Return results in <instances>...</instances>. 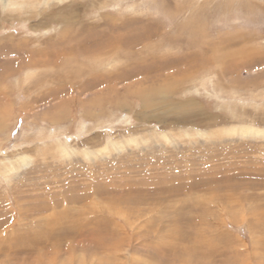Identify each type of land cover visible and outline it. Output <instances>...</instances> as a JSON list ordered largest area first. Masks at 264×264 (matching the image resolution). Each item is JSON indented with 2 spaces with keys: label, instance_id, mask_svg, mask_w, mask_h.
I'll list each match as a JSON object with an SVG mask.
<instances>
[{
  "label": "rangeland",
  "instance_id": "374dc122",
  "mask_svg": "<svg viewBox=\"0 0 264 264\" xmlns=\"http://www.w3.org/2000/svg\"><path fill=\"white\" fill-rule=\"evenodd\" d=\"M0 264H264V0H0Z\"/></svg>",
  "mask_w": 264,
  "mask_h": 264
},
{
  "label": "bare ground",
  "instance_id": "6f19581e",
  "mask_svg": "<svg viewBox=\"0 0 264 264\" xmlns=\"http://www.w3.org/2000/svg\"><path fill=\"white\" fill-rule=\"evenodd\" d=\"M181 59V58H180ZM233 59V58H232ZM248 134V133H247ZM251 135V134H250ZM201 231V230H200ZM183 236V237H182ZM176 238H175V240L176 239H181V237H182V240H184V235L183 234H179V235H177V236H175ZM200 240H203V239H201L200 238ZM204 241V240H203ZM211 243V242H210ZM209 242H208V244H210ZM214 247V246H213ZM185 258V257H184ZM166 261V260H165ZM173 262V261H172ZM192 262V261H191ZM179 263V262H178Z\"/></svg>",
  "mask_w": 264,
  "mask_h": 264
}]
</instances>
